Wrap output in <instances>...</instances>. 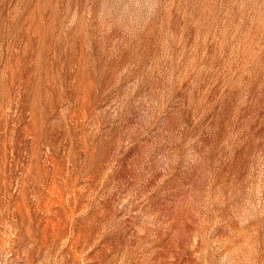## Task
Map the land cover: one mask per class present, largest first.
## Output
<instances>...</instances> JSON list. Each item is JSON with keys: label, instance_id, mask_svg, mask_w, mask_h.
Wrapping results in <instances>:
<instances>
[{"label": "rangeland", "instance_id": "1", "mask_svg": "<svg viewBox=\"0 0 264 264\" xmlns=\"http://www.w3.org/2000/svg\"><path fill=\"white\" fill-rule=\"evenodd\" d=\"M0 264H264V0H0Z\"/></svg>", "mask_w": 264, "mask_h": 264}]
</instances>
